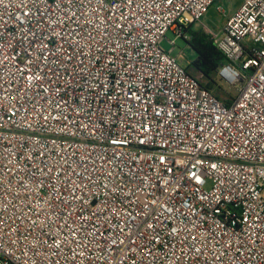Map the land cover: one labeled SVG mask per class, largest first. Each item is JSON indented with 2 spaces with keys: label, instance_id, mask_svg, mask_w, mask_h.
<instances>
[{
  "label": "built area",
  "instance_id": "1",
  "mask_svg": "<svg viewBox=\"0 0 264 264\" xmlns=\"http://www.w3.org/2000/svg\"><path fill=\"white\" fill-rule=\"evenodd\" d=\"M215 1L0 0V264H264V0L229 103L172 56Z\"/></svg>",
  "mask_w": 264,
  "mask_h": 264
},
{
  "label": "rangeland",
  "instance_id": "2",
  "mask_svg": "<svg viewBox=\"0 0 264 264\" xmlns=\"http://www.w3.org/2000/svg\"><path fill=\"white\" fill-rule=\"evenodd\" d=\"M241 5L242 0H216L203 17L200 28L195 26L194 31H199L206 26L213 32L220 33L225 27L227 18L223 14L219 13V7H223L227 12V16L231 17L240 9ZM174 38L175 37L171 32L167 34L166 39L163 42V48L166 51L169 52L172 49V45L169 40H173ZM172 56L177 58L179 65L187 68L196 78H200L193 68L196 53L190 44H188L185 40L180 39L177 42V46L172 52ZM216 80V87L212 91L215 95H218L221 100L230 101L238 95L241 85L230 86L217 77Z\"/></svg>",
  "mask_w": 264,
  "mask_h": 264
},
{
  "label": "trees",
  "instance_id": "3",
  "mask_svg": "<svg viewBox=\"0 0 264 264\" xmlns=\"http://www.w3.org/2000/svg\"><path fill=\"white\" fill-rule=\"evenodd\" d=\"M191 33L192 41L190 46L196 53L193 68L200 77L199 81L201 84L209 90H213L217 84L216 77L221 79L217 73L218 67L226 60V57L217 49L210 36L204 33L203 30H192ZM189 73L191 74L190 71ZM216 96L220 99L218 95ZM224 102L229 103L230 101Z\"/></svg>",
  "mask_w": 264,
  "mask_h": 264
}]
</instances>
